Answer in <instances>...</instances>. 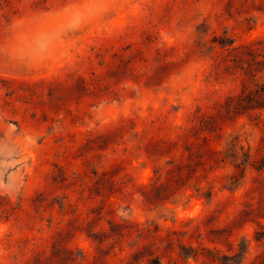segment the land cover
I'll return each instance as SVG.
<instances>
[{"label":"rangeland","instance_id":"rangeland-1","mask_svg":"<svg viewBox=\"0 0 264 264\" xmlns=\"http://www.w3.org/2000/svg\"><path fill=\"white\" fill-rule=\"evenodd\" d=\"M83 2L0 0V264H264V0H103L21 57Z\"/></svg>","mask_w":264,"mask_h":264},{"label":"clouds","instance_id":"clouds-1","mask_svg":"<svg viewBox=\"0 0 264 264\" xmlns=\"http://www.w3.org/2000/svg\"><path fill=\"white\" fill-rule=\"evenodd\" d=\"M103 0H84L80 5L74 7L71 11L66 14L61 15L57 18L55 22L52 23L51 27L47 32L43 34H37L35 38H26L25 41L20 42V55L22 58L27 59L29 50H38L44 47L45 40L44 37L58 32L61 29L68 28L74 25L77 17H82L87 15L89 12L93 11L95 8L101 6Z\"/></svg>","mask_w":264,"mask_h":264},{"label":"trees","instance_id":"trees-1","mask_svg":"<svg viewBox=\"0 0 264 264\" xmlns=\"http://www.w3.org/2000/svg\"><path fill=\"white\" fill-rule=\"evenodd\" d=\"M261 92H262V90H260ZM255 169L256 170H262V169H264V159L263 160H261V162L257 165V166H255ZM208 196H210V195H208ZM228 260H230V259H232L233 257H226Z\"/></svg>","mask_w":264,"mask_h":264}]
</instances>
